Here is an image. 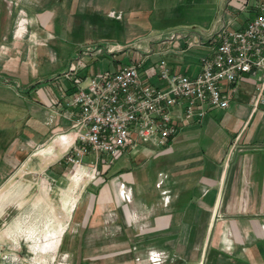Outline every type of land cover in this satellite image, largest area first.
<instances>
[{
	"label": "crops",
	"instance_id": "crops-1",
	"mask_svg": "<svg viewBox=\"0 0 264 264\" xmlns=\"http://www.w3.org/2000/svg\"><path fill=\"white\" fill-rule=\"evenodd\" d=\"M224 1L0 0V188L25 162L62 157L74 140L73 108L52 78L79 46L154 40L169 28L207 38L227 20V5L215 18ZM153 32L160 33L147 37ZM206 51L174 47L165 57L195 73ZM252 96L253 84L242 82L228 108L209 111L167 146L146 144L104 165L109 179L89 186L86 205L75 210L78 264H149L151 249L168 254L162 264H264V112L251 111ZM118 180L131 186L132 202L120 201Z\"/></svg>",
	"mask_w": 264,
	"mask_h": 264
},
{
	"label": "built area",
	"instance_id": "built-area-1",
	"mask_svg": "<svg viewBox=\"0 0 264 264\" xmlns=\"http://www.w3.org/2000/svg\"><path fill=\"white\" fill-rule=\"evenodd\" d=\"M219 22L207 38L172 31L168 36L142 38L133 44L104 41L79 46L67 68L52 78L61 99L73 108L70 117L74 140L70 142L67 133L60 134L64 142H70L66 160L80 168L84 157L94 154L92 162L97 166L104 156L112 164L146 144L163 148L182 128L202 122L209 111L228 108L239 84L245 81L253 84L251 111L264 112V4L244 26L231 29V18H221ZM180 38H184L183 46H174ZM174 47L180 52L205 47L199 70H176L164 57ZM120 53L129 56L130 63L116 61L115 68L88 73L87 57H116ZM152 54L162 58L148 75L145 65ZM163 181L161 178L157 186ZM117 185L120 201L132 202L131 186L121 180ZM163 195L168 203V191H163ZM115 214L110 212L109 216ZM168 257L164 251L151 249L145 260L162 264Z\"/></svg>",
	"mask_w": 264,
	"mask_h": 264
},
{
	"label": "rangeland",
	"instance_id": "rangeland-1",
	"mask_svg": "<svg viewBox=\"0 0 264 264\" xmlns=\"http://www.w3.org/2000/svg\"><path fill=\"white\" fill-rule=\"evenodd\" d=\"M261 4H264V0H225L223 9L217 11L215 18L223 13L227 5L226 10L230 12L227 11L226 19L231 18L233 21L230 28L244 26L256 16ZM215 18L211 16V21H215ZM172 31L175 32V29L169 28L164 33L168 36ZM157 33L160 32H153L147 37ZM154 47L158 49V44L155 43ZM161 58L158 54L149 57L145 65L149 69L148 75L154 71L153 65ZM130 59L122 53L116 57H87L90 65L88 73L115 68L116 61L127 64ZM155 80L156 77L150 81ZM65 156L66 153L62 157L47 158L46 154H41L40 160L34 163L28 159L23 172L18 177L13 174L5 187L0 188V198L3 200L0 203V264H78L80 254L76 251L79 238L74 236L78 228L74 221L77 219L75 210L79 206L77 210L81 212V204L86 205L90 198L89 186L95 188L97 185L94 184H100L104 178L109 179V172L102 171L104 165L112 164L108 163L110 158L105 156L106 160L100 159L96 166L92 162L95 161V155L91 154L84 157L83 166L79 168L68 162ZM48 166L59 167L57 171L54 170L55 173L48 174ZM17 178L18 184H21L19 186L15 184ZM62 230L65 233L60 240ZM16 232L18 235L14 236Z\"/></svg>",
	"mask_w": 264,
	"mask_h": 264
}]
</instances>
